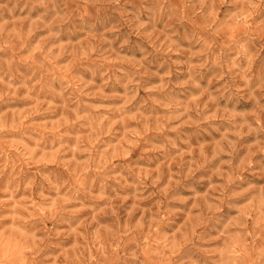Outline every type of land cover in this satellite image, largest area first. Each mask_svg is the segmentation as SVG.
Wrapping results in <instances>:
<instances>
[{"label":"clouds","instance_id":"clouds-1","mask_svg":"<svg viewBox=\"0 0 264 264\" xmlns=\"http://www.w3.org/2000/svg\"><path fill=\"white\" fill-rule=\"evenodd\" d=\"M0 264H264V0H0Z\"/></svg>","mask_w":264,"mask_h":264}]
</instances>
